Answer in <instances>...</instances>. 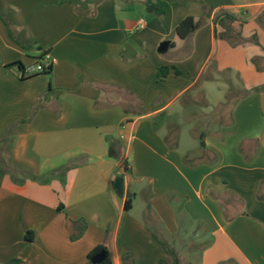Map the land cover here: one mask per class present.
I'll use <instances>...</instances> for the list:
<instances>
[{
  "label": "crops",
  "instance_id": "0c3cea01",
  "mask_svg": "<svg viewBox=\"0 0 264 264\" xmlns=\"http://www.w3.org/2000/svg\"><path fill=\"white\" fill-rule=\"evenodd\" d=\"M154 1L0 0V264H264V0Z\"/></svg>",
  "mask_w": 264,
  "mask_h": 264
},
{
  "label": "trees",
  "instance_id": "16d2710c",
  "mask_svg": "<svg viewBox=\"0 0 264 264\" xmlns=\"http://www.w3.org/2000/svg\"><path fill=\"white\" fill-rule=\"evenodd\" d=\"M152 4H153V8H154L153 13L156 16L165 15L168 8H169V4L167 2L162 1V0H155L154 2H152ZM236 22H238L237 17H235L232 14L226 13V12H222V13L218 14L214 20V23L216 25V35L219 38L228 41L232 46H237V45L244 42V38L242 37V29H241L242 26L236 27L235 26ZM197 25H198L197 19L195 17H192V16L186 17L185 19H183L179 23V25L177 27L178 37L180 39H183V40L189 38L195 32ZM217 27H220V31H219V29H217ZM252 40L257 42L256 37H253ZM19 67L23 71L24 65L19 63ZM51 70L46 72V74H49L51 72ZM178 73H179V71L176 70V74H178ZM169 74H170V67H168V66L160 67L158 70V80H160V81L164 80ZM22 77H24V76H22ZM2 144L4 146L8 143H2ZM9 169H10L9 167L6 169L5 164L3 165V168H2L3 172H5L6 170H9ZM23 172L24 171H22V173ZM23 175L26 177L29 176L25 172ZM125 208H126V210L130 209L129 201L126 202ZM82 229L84 230V227ZM26 236H27L28 240L33 239L32 232L28 231ZM102 251H105V250L103 248H97L92 253H90V255H89L90 264H91V260L93 259V257ZM166 251L169 254L173 255L174 260H175L174 264H181L178 255L172 249L166 247ZM130 260H131L130 255L124 256V264H129ZM19 262H21V261L14 259V260L10 261L8 264H17ZM109 263H110V257L107 256V259L101 264H109Z\"/></svg>",
  "mask_w": 264,
  "mask_h": 264
},
{
  "label": "rangeland",
  "instance_id": "374dc122",
  "mask_svg": "<svg viewBox=\"0 0 264 264\" xmlns=\"http://www.w3.org/2000/svg\"><path fill=\"white\" fill-rule=\"evenodd\" d=\"M224 83H225V81H224V78L222 77V79L221 80H219L217 83H216V88L214 89V91H213V93H212V95H210V97L208 98V100L209 101H212V102H217V100L218 99H220L221 97H223V99L225 100H223L224 102H230L231 101V99H232V97H231V95H230V93L229 92H227L228 90H226V93H225V89L224 88H222V86L221 85H223V87L225 86L224 85ZM225 93V94H224ZM228 104V103H227ZM210 105V106H209ZM207 104V105H204V103L203 104H199V105H197L198 107H197V109L195 108L194 109V143H197V141H198V138L196 137V133H197V127H199V124H198V121H197V118L199 119H201V117L202 116H200L201 115V110H206V107L208 108V109H211V106H213V105H211V104ZM214 107V106H213ZM216 110H215V112L217 113L218 111H219V113L221 112V117H223V118H228V116L230 117L231 116V110H229L228 108H220V107H218V108H215ZM198 117H197V116ZM181 130H182V133H186V134H188V135H190L191 134V131L188 129V127L187 126H183V127H181ZM198 130H200L199 128H198ZM195 241V240H194ZM194 256L195 257H198L199 256V254H198V250L197 249H195L194 250Z\"/></svg>",
  "mask_w": 264,
  "mask_h": 264
},
{
  "label": "built area",
  "instance_id": "2783aa9c",
  "mask_svg": "<svg viewBox=\"0 0 264 264\" xmlns=\"http://www.w3.org/2000/svg\"><path fill=\"white\" fill-rule=\"evenodd\" d=\"M146 24L147 22L144 19H141L139 22L138 29L145 28ZM54 63L55 59L51 53H43L39 59L34 60L30 64L24 66L23 76L32 77L38 74L46 73L53 68Z\"/></svg>",
  "mask_w": 264,
  "mask_h": 264
},
{
  "label": "water",
  "instance_id": "95a60500",
  "mask_svg": "<svg viewBox=\"0 0 264 264\" xmlns=\"http://www.w3.org/2000/svg\"><path fill=\"white\" fill-rule=\"evenodd\" d=\"M152 10V7L151 9ZM168 46H169V42H164L160 45L159 47V51L160 52H164L168 49ZM107 259V253L105 251H102L100 253H98L93 259H92V262L94 264H101L103 263L105 260Z\"/></svg>",
  "mask_w": 264,
  "mask_h": 264
}]
</instances>
